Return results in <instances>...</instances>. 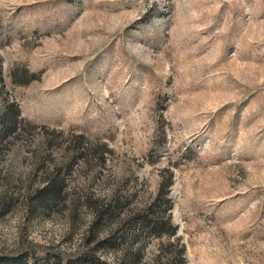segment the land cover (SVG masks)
Masks as SVG:
<instances>
[{
	"label": "rangeland",
	"instance_id": "obj_1",
	"mask_svg": "<svg viewBox=\"0 0 264 264\" xmlns=\"http://www.w3.org/2000/svg\"><path fill=\"white\" fill-rule=\"evenodd\" d=\"M96 260L264 264V0H0V264Z\"/></svg>",
	"mask_w": 264,
	"mask_h": 264
},
{
	"label": "trees",
	"instance_id": "obj_2",
	"mask_svg": "<svg viewBox=\"0 0 264 264\" xmlns=\"http://www.w3.org/2000/svg\"><path fill=\"white\" fill-rule=\"evenodd\" d=\"M172 184V176L171 174L167 175V177L163 178L160 180V186L158 188V200L159 199H162L163 200V203H164V210H167L171 207V202L169 200V198H167L168 196V193H169V187L171 186ZM60 192V189L57 187V186H54L52 187L49 191H48V199L47 201L49 203L53 202L56 200L58 194ZM112 207V204L110 205ZM151 208V207H149ZM163 210V211H164ZM151 211V210H150ZM151 214V218H145V222L146 224H149L151 225V228H153L154 231H157L158 229H162V227L166 224V222L164 221H161L157 219V216L154 215L153 212L150 213ZM181 249L179 250V255H181ZM95 264H106L105 262H102V261H99V260H96L95 261Z\"/></svg>",
	"mask_w": 264,
	"mask_h": 264
}]
</instances>
